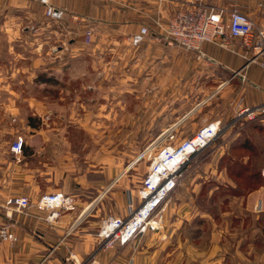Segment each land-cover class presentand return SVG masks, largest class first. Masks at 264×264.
Masks as SVG:
<instances>
[{
  "label": "rangeland",
  "instance_id": "obj_1",
  "mask_svg": "<svg viewBox=\"0 0 264 264\" xmlns=\"http://www.w3.org/2000/svg\"><path fill=\"white\" fill-rule=\"evenodd\" d=\"M223 1L230 7L232 0ZM66 7L79 20L49 19L32 0H0V145L10 148L21 136L30 165L70 185L52 191L71 195V210L93 201L81 219L98 235L108 218L129 217L143 203L144 179L164 146L220 120L217 135L179 163L176 185L154 217L158 229L176 232V246L190 232L185 245L208 261L264 264V241L250 232L254 212L244 198L264 184V118L236 117L241 76L178 46L164 30L163 45L153 44L149 29L131 44L137 30L104 26L110 9H100L86 40L87 22Z\"/></svg>",
  "mask_w": 264,
  "mask_h": 264
},
{
  "label": "crops",
  "instance_id": "obj_2",
  "mask_svg": "<svg viewBox=\"0 0 264 264\" xmlns=\"http://www.w3.org/2000/svg\"><path fill=\"white\" fill-rule=\"evenodd\" d=\"M194 1L53 0V3L75 9L87 23L94 21L91 25L83 22L84 27L90 29H95L98 25L95 22L97 16L110 9L111 11L103 13L105 27L108 25L120 30L136 31L140 26L146 25L153 35L151 39L153 44L161 42L163 45L165 39L163 41L162 38L159 39V32L164 30L176 9L189 7ZM204 1L212 5L229 7L224 5L223 0ZM233 3L253 19L258 29H264V0H232L229 5ZM100 9L104 11L100 12ZM69 10L72 11L70 8ZM110 14H114L115 20H110ZM68 15L66 13L62 18ZM106 17L109 20L106 21ZM70 43L75 44L76 40ZM230 47L229 49L215 43L204 42L201 49L204 57L219 64L224 71L235 72L241 76L243 93L242 97L238 98L239 101L242 99L240 103L244 105L264 103V68L258 62H247L243 56L244 48L238 39H230ZM10 90L7 88L6 92L10 93ZM27 153L23 145L19 153L12 152L9 146L4 148L0 145V224H8L10 231L16 236L13 241L0 237V264H87L90 259L92 262L89 264H190L199 254L198 264H222L221 258L215 256L208 261L206 252L202 255L200 252H193L190 245H185V240L189 241L191 237L190 232L183 231L181 241L183 245L176 246V232L169 227L148 231L116 247H104L97 232L87 229V223H82L81 219L89 211V205L93 201L79 200L77 201L79 212L77 208L67 209L52 222L47 221L45 219L47 210L36 207L38 197L57 187L64 190L71 188L70 185L64 186L62 182L58 185L55 176L48 177L41 167L37 165L32 167L26 157ZM261 173L264 176L263 170ZM10 196L28 197L29 204L24 212L13 210L10 215H6L3 206L6 198ZM244 198L254 212L251 214L254 225L251 226L250 232L253 234L257 232L256 237L264 241V224L261 223V221L264 223V184L247 192ZM125 213L119 216L123 217ZM254 248L252 247L253 250Z\"/></svg>",
  "mask_w": 264,
  "mask_h": 264
},
{
  "label": "built area",
  "instance_id": "obj_3",
  "mask_svg": "<svg viewBox=\"0 0 264 264\" xmlns=\"http://www.w3.org/2000/svg\"><path fill=\"white\" fill-rule=\"evenodd\" d=\"M43 6V14L53 20H59L66 13L74 20L79 16L69 13L66 6H58L53 0H32ZM164 31L170 41L187 50H196L198 56H203L202 43L211 42L221 47L231 48L230 39H238L244 48L243 56L247 62H258L264 57V29H258L252 18L243 12L236 3L230 7H222L196 0L189 7H181L174 11L169 18ZM148 27L142 25L131 34L129 42L133 45L140 44ZM91 29L85 31L86 40L90 39ZM264 68V58L258 62ZM236 117L247 119L264 118V103L244 105L239 103ZM220 120L210 121L196 132L192 137L184 138L178 145L164 146L159 153L156 165L144 179L142 197L143 203L135 209L129 217H110L99 230L98 236L104 239L103 246L108 247L117 241L125 244L137 234L143 233L147 228L158 229L159 218L154 213L176 185V172L179 163L184 158L203 147L214 138L220 130ZM173 138V134H169ZM194 138L199 141L195 142ZM23 138L16 137L10 144V150L19 153L22 150ZM29 204L26 196H10L5 200L6 215L15 210L24 212ZM36 207L47 210L45 219L52 222L60 213L74 208V199L71 195L60 190L42 193L36 202ZM0 237L13 241L16 236L9 229L8 224H0Z\"/></svg>",
  "mask_w": 264,
  "mask_h": 264
},
{
  "label": "bare ground",
  "instance_id": "obj_4",
  "mask_svg": "<svg viewBox=\"0 0 264 264\" xmlns=\"http://www.w3.org/2000/svg\"><path fill=\"white\" fill-rule=\"evenodd\" d=\"M194 141H195V142H198V141H199V139H198V138H194Z\"/></svg>",
  "mask_w": 264,
  "mask_h": 264
},
{
  "label": "trees",
  "instance_id": "obj_5",
  "mask_svg": "<svg viewBox=\"0 0 264 264\" xmlns=\"http://www.w3.org/2000/svg\"><path fill=\"white\" fill-rule=\"evenodd\" d=\"M89 258V257H88Z\"/></svg>",
  "mask_w": 264,
  "mask_h": 264
}]
</instances>
